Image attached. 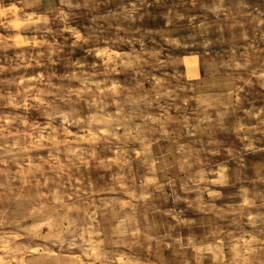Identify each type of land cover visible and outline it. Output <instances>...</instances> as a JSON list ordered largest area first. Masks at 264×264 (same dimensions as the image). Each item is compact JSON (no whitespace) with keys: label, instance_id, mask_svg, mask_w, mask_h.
Wrapping results in <instances>:
<instances>
[{"label":"rangeland","instance_id":"rangeland-1","mask_svg":"<svg viewBox=\"0 0 264 264\" xmlns=\"http://www.w3.org/2000/svg\"><path fill=\"white\" fill-rule=\"evenodd\" d=\"M0 264H264V0H0Z\"/></svg>","mask_w":264,"mask_h":264}]
</instances>
